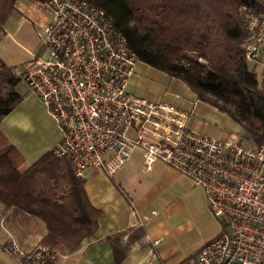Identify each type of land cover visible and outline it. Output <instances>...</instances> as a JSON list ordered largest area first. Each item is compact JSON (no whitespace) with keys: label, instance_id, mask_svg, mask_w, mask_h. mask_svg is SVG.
Listing matches in <instances>:
<instances>
[{"label":"built area","instance_id":"obj_1","mask_svg":"<svg viewBox=\"0 0 264 264\" xmlns=\"http://www.w3.org/2000/svg\"><path fill=\"white\" fill-rule=\"evenodd\" d=\"M42 50L16 74L35 92L60 130L52 152L76 176L87 169L115 174L131 153L142 152V169L162 161L203 188L222 230L179 264H264V139L240 144L190 126V111L131 91L138 61L106 11L88 0H31ZM38 13V15H37ZM244 57L264 50V11L240 6ZM133 210L128 229L150 215ZM3 250L18 264H53L56 247L43 242L24 249L0 219ZM159 238L143 235L156 245ZM156 258V254H152Z\"/></svg>","mask_w":264,"mask_h":264},{"label":"trees","instance_id":"obj_2","mask_svg":"<svg viewBox=\"0 0 264 264\" xmlns=\"http://www.w3.org/2000/svg\"><path fill=\"white\" fill-rule=\"evenodd\" d=\"M103 8L140 61L182 80L199 100L240 125L238 141L264 139V89L246 61L240 6L264 11V0H88ZM17 0H0V29ZM0 57V120L21 100L20 81ZM247 143V142H246ZM22 156L0 131V219L11 206L44 221L40 242L73 249L94 232L99 210L68 161L46 151L21 168ZM142 227L108 236L116 264ZM126 237L124 240L123 237Z\"/></svg>","mask_w":264,"mask_h":264},{"label":"crops","instance_id":"obj_3","mask_svg":"<svg viewBox=\"0 0 264 264\" xmlns=\"http://www.w3.org/2000/svg\"><path fill=\"white\" fill-rule=\"evenodd\" d=\"M17 1L22 5L16 6L17 10L30 19L29 14L33 13L30 0ZM249 65L257 75L259 87L264 89V50H261L256 61ZM140 73H149L153 76L150 83L154 87V93L152 98L138 95L153 101H166L190 112L195 107L202 108L203 105L219 111L199 100L182 80L169 76L139 59L135 73L128 83L129 89L136 94L139 93L138 88L141 86ZM235 123L236 132H239L240 125ZM0 131L20 152L21 168L29 166L50 150L61 135L45 105L31 89L27 90L13 109L0 120ZM82 179L90 203L99 210L97 227L75 248H58L59 255L53 264H116L113 244L108 236L128 229L133 210L148 214L154 209L157 213L150 215L142 227L141 235L129 243L121 264H179L217 235L219 227L215 222V229L209 235L212 237L194 244L187 242L198 222L194 217L178 216L180 206L176 202L178 198L167 197L165 193L175 183L183 182L198 192V207L201 213L212 217L204 190L199 185H191L188 176L162 161H156L149 171H144L142 152L139 162L125 163L112 176L87 169ZM1 218L24 249L32 248L46 233L43 220L15 206H11ZM144 234L150 238H159V243L156 245L144 243ZM4 240L6 233L0 228V264H18L15 258L3 250L1 243ZM153 253L156 254V258H152Z\"/></svg>","mask_w":264,"mask_h":264},{"label":"rangeland","instance_id":"obj_4","mask_svg":"<svg viewBox=\"0 0 264 264\" xmlns=\"http://www.w3.org/2000/svg\"><path fill=\"white\" fill-rule=\"evenodd\" d=\"M19 5L21 4L17 1L16 6L18 7ZM42 47L43 45L37 25L27 17L23 16L22 12L16 8L4 23L3 30L0 29V57L13 67L16 72H19L24 68L28 61L34 58L42 50ZM139 77L141 86L138 88L139 93L137 94L152 98L154 87L150 82L152 81L153 76L149 73H140ZM16 88L22 95L30 89L22 80L17 83ZM189 124L197 130L204 131L219 138H228L231 136V133H234L237 138L239 137V132H236L237 125L228 114L210 109L205 105L200 109L195 107L190 112ZM240 130L241 128H239V131ZM244 143L247 146L254 144L251 140H245ZM140 158L141 150L136 148L131 153L126 164H135V162L140 161ZM189 180L191 181V185L195 184L190 178L188 181ZM165 196L178 198L176 201L177 204H180L178 208V216L194 217L198 222L196 229L187 239L188 243L194 244L198 241H202V239L212 237L209 235H211L215 229V222L219 227L217 234L222 230L220 221L212 214L209 208L208 210L211 212L212 217L201 213L198 207V192L183 182L175 183L166 191Z\"/></svg>","mask_w":264,"mask_h":264}]
</instances>
